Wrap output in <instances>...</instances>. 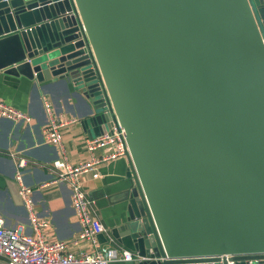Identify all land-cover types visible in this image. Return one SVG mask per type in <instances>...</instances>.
Segmentation results:
<instances>
[{
    "label": "water",
    "instance_id": "95a60500",
    "mask_svg": "<svg viewBox=\"0 0 264 264\" xmlns=\"http://www.w3.org/2000/svg\"><path fill=\"white\" fill-rule=\"evenodd\" d=\"M92 65L135 264H264V0H0V70L70 86L109 132Z\"/></svg>",
    "mask_w": 264,
    "mask_h": 264
},
{
    "label": "crops",
    "instance_id": "0c3cea01",
    "mask_svg": "<svg viewBox=\"0 0 264 264\" xmlns=\"http://www.w3.org/2000/svg\"><path fill=\"white\" fill-rule=\"evenodd\" d=\"M65 91L62 84L49 85L46 88H33L21 75L14 77L0 70V100L26 112L28 123L14 122L0 117V218L3 226L11 230H21L33 234L29 224V214L44 220L47 225L40 233L47 242L67 241L74 238L79 224L74 217L70 203V191L65 183L48 184L52 177L46 165L64 157L72 164L80 163L88 157L84 150L83 139L95 137L106 132V123L91 124L84 127L80 120L88 115L87 100ZM44 103L59 120L74 118L76 121L61 128L62 152L44 141L43 128L46 123ZM94 131L98 133L94 135ZM99 150H95L97 154ZM23 157L27 164L20 170L19 182L15 180V165L10 154ZM127 158L118 156L96 166L93 171L82 174L78 180L92 200L96 217L105 228V232L94 237V243L78 241L69 246L74 254L91 251L95 246H115L131 252L130 241L124 236L126 196L130 187L127 175ZM28 188L27 195L19 190ZM136 258L129 262H111L109 264H135ZM0 264H5L0 259Z\"/></svg>",
    "mask_w": 264,
    "mask_h": 264
},
{
    "label": "built area",
    "instance_id": "2783aa9c",
    "mask_svg": "<svg viewBox=\"0 0 264 264\" xmlns=\"http://www.w3.org/2000/svg\"><path fill=\"white\" fill-rule=\"evenodd\" d=\"M76 32L79 39L83 41L84 54L87 58H90L89 51L84 43V32L80 25H78ZM90 67L96 78V90L99 93L98 98L100 99L101 109L109 116V132L106 131L95 137H85L83 139L82 144L84 150L88 153V157L80 163L72 164L62 157L49 164L39 166V168H45L52 173V177L44 185L65 183L68 186L70 203L74 217L79 224V230L76 236L70 240L47 242L40 233L41 228L46 227L47 223L38 219L32 213L29 214V224L33 231L31 235L25 234L21 230H11L4 227L0 218V259L5 264H109L111 262H129L136 258L133 252L118 249L115 246L99 247L94 245L91 251L82 252L78 255H74L68 250L69 246L75 245L78 241H87L93 244L95 235L105 232V228L96 217L92 200L87 197L78 178L84 173L93 171L97 165L109 159L128 156L123 129L113 112L99 72L95 65ZM44 109L46 113V123L43 128L44 141L57 147L62 152L61 128L74 123L76 119L59 120L54 116L47 103H44ZM0 117L14 122L28 123L30 120L26 112L18 110L1 100ZM95 150H99L97 154L94 153ZM10 158L13 160L16 169L15 180L19 182L20 170L26 166L27 161L15 153L10 154ZM19 192L24 202L28 204V200L23 197L27 195L28 188H22Z\"/></svg>",
    "mask_w": 264,
    "mask_h": 264
}]
</instances>
